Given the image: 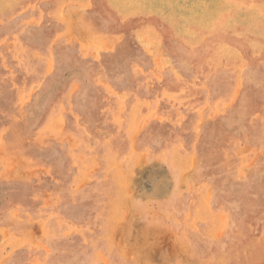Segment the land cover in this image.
Returning <instances> with one entry per match:
<instances>
[{
    "label": "rangeland",
    "instance_id": "374dc122",
    "mask_svg": "<svg viewBox=\"0 0 264 264\" xmlns=\"http://www.w3.org/2000/svg\"><path fill=\"white\" fill-rule=\"evenodd\" d=\"M0 264H264V0H0Z\"/></svg>",
    "mask_w": 264,
    "mask_h": 264
},
{
    "label": "bare ground",
    "instance_id": "6f19581e",
    "mask_svg": "<svg viewBox=\"0 0 264 264\" xmlns=\"http://www.w3.org/2000/svg\"><path fill=\"white\" fill-rule=\"evenodd\" d=\"M204 1H207V0H204ZM129 3V2H128ZM210 3V2H209ZM119 6V5H118ZM121 7H123V6H121ZM125 8V7H124ZM124 10V9H123ZM119 11V10H118ZM130 11V10H129ZM129 11H127L126 13L128 14L129 13ZM120 12H121V10H120ZM123 12V11H122ZM125 12V11H124ZM124 12H123V14H124ZM151 13V12H150ZM122 14V13H121ZM126 14V15H127ZM132 14V13H131ZM200 14V16H202V13H199ZM125 15V16H126ZM122 16V15H121ZM259 17H261V16H259ZM245 18V17H244ZM249 19V18H248ZM248 19H246V20H248ZM169 20V19H168ZM245 20V21H246ZM258 22V21H257ZM252 17H251V20H249V21H247V22H244L243 24H244V26L246 27V29L248 30V31H250V32H253V31H255V27L257 26V25H260V24H258ZM242 24V23H241ZM208 26V25H207ZM222 27V26H221ZM149 28V27H148ZM152 28V27H151ZM206 28H208V27H206ZM150 29V28H149ZM149 29H147V30H149ZM222 29V28H221ZM227 29V28H226ZM229 30V29H228ZM257 30V29H256ZM149 31H151V30H149ZM227 31V30H226ZM154 32V31H153ZM228 32V31H227ZM258 32V31H257ZM141 33V32H140ZM146 33H147V31H146ZM150 33V32H149ZM149 33H147L146 35H149ZM157 34V33H156ZM156 34H154V35H156ZM144 36H145V32H144ZM148 37V36H147ZM155 37H157V35L155 36ZM263 37V36H262ZM150 38V37H149ZM147 39V38H146ZM184 40V39H183ZM181 41H182V39H181ZM248 42V41H247ZM212 43H214V42H212ZM260 45V44H259ZM259 45H257V48H258V46ZM221 46V45H220ZM261 46V45H260ZM257 50V49H256ZM222 55V54H221ZM184 172V171H183ZM182 175V174H181ZM183 181V180H182ZM208 194H209V192H208ZM203 202H205V201H203ZM206 204V203H205ZM203 205H204V203H203ZM133 210V209H132ZM124 213V212H123ZM118 219H119V217H118ZM114 221V220H113ZM111 233V232H110ZM112 234V233H111ZM153 250H154V248H153Z\"/></svg>",
    "mask_w": 264,
    "mask_h": 264
}]
</instances>
